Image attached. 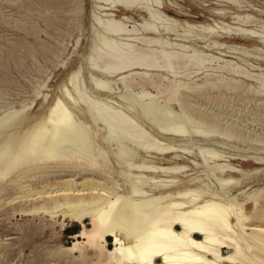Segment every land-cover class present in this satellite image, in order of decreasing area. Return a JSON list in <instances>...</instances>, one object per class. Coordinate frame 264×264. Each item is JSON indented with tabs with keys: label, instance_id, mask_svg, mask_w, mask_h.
Wrapping results in <instances>:
<instances>
[{
	"label": "bare ground",
	"instance_id": "6f19581e",
	"mask_svg": "<svg viewBox=\"0 0 264 264\" xmlns=\"http://www.w3.org/2000/svg\"><path fill=\"white\" fill-rule=\"evenodd\" d=\"M98 1L119 11L106 20L92 17L109 38L100 31L95 41L96 32L90 34L82 61L70 68L52 97L42 92L43 85L36 90L44 104L40 111L0 110V206L28 202L20 210L60 216L62 228L66 221L78 223L79 230L63 249L81 257L91 254L93 264H149L141 253L151 264H264V177L258 178L264 167L243 168L231 161L264 164V155L256 152L264 150L263 139L261 143L254 135L255 139L238 133L236 127L232 130V123V129L228 125L223 129L226 124L219 129L203 114H194L185 98L186 92L206 93L211 88L240 91L242 83L224 74L213 78L206 68L212 63H206L208 55L182 57L176 49L164 51L165 46L155 50L140 43L150 47L137 48L136 37L125 45L111 39L135 34L124 25L130 18H158L180 27L181 42L211 41L226 51L250 55L247 45L233 43L236 35L261 51L256 42L264 45L263 32L243 27L250 13L232 15L238 21L234 25L225 22L224 7L211 9L220 19L213 18V25L170 14V7L185 12L178 0H154V7L150 0ZM151 22L143 25L150 36L170 35L162 30L172 29L156 30L159 23L156 27ZM93 41L98 43L90 51ZM254 55L264 62V55ZM133 65L145 71L127 74ZM201 68L207 71L202 83L192 86L195 80L187 78ZM243 69L232 63L220 66V72L252 74ZM162 72L175 77L170 80ZM248 89L250 95L264 93V80L260 88ZM97 129L113 148L104 149L97 142ZM233 142H245L244 147ZM244 148L252 151L243 152ZM7 191L10 195L4 198Z\"/></svg>",
	"mask_w": 264,
	"mask_h": 264
},
{
	"label": "rangeland",
	"instance_id": "374dc122",
	"mask_svg": "<svg viewBox=\"0 0 264 264\" xmlns=\"http://www.w3.org/2000/svg\"><path fill=\"white\" fill-rule=\"evenodd\" d=\"M153 1L154 0H150L149 3L151 5L154 4L155 6V1ZM165 1L167 2L168 0ZM226 1L206 0L205 2H203L201 0H178V2L180 3L178 6L182 5L181 8L185 12H177L174 8L170 7V14L177 16L180 19L189 20L191 22H210L214 25L215 22L213 21V18H216L217 21H220V19L212 13L211 9L213 7H224L225 12L227 11L228 13L223 16V20L225 22H232V25H234L236 24L235 21H237V19L232 18V15H234L235 13H250L252 17L248 18V20L244 21V23L242 22L244 25L243 27H252L262 31L264 34V0H236L235 4L230 3V0ZM96 2H94L93 0H0V110L5 108L16 109L24 107V110L27 114L35 111H40L44 104H42L40 93L36 92V90L43 85L40 88L42 92H48V95L52 97L53 93L56 92L57 85L66 77L67 72L70 70V68L74 67L75 65L79 64L80 61H82L81 54L86 47L90 34L95 35L96 32L97 36H94L95 41L97 37L101 35V32L103 33L101 36L109 38V36H106L99 25L96 24L97 22L94 19L98 17L103 20L110 19L111 15H117L119 14V11L112 12V6H108V4L99 2L98 0ZM97 4L100 5L98 6ZM104 7H107L109 10L107 8L105 9ZM116 10H119V8H116ZM97 14L99 16H97ZM133 14L135 15V13ZM147 18L148 17H146V19ZM146 19L136 16L135 18L133 17L128 19V22H124L126 28L134 30L133 33H135V36L133 35L131 37L128 35V37L126 34H123L117 37H111V39H114L113 41L115 43L119 42L117 43L119 45L120 43L125 45L126 42L130 43L129 41H127V39L131 41L133 39L134 41L136 37V40L139 41H137L138 43H136V41L134 42L137 45V48L147 50V48H149L150 46L148 47L143 45L150 44L151 48L154 47L155 50H162V48L165 46L163 48L164 51L165 49H167L173 52L176 49L175 51L180 52V55H182V57H189L192 53H194V56L197 55L196 58H199V56L202 55L204 58L208 55L206 60L207 62H205L207 64L209 62L212 63H209L208 67L206 68L207 71L211 70V73H214L215 76L212 74L213 78L224 74L223 76H226L228 80H235V82L237 81L242 83L243 86L240 87V91L231 89L227 90V92L225 93L219 91V89L217 88H211V91H206L209 96L205 92H188L189 95L186 92L185 98L187 101V105L194 114H200V116L202 114L204 115L206 113L205 111H207L206 115H202V117L210 119V121H214V123L216 122V125L219 129H222L223 124H226L223 129L229 128L231 127L232 123V127H234L233 129L232 127L229 129H236V131H239L238 133H240L241 131V134L247 133L246 136L249 135V137H255L257 141L261 140V143L263 139L264 143V93L260 91L258 93L254 92V94L250 95L251 92L248 91V88H250V90H256L260 88V80H264V62L260 61V59H257L259 58L258 55H254L258 53L264 55V45L262 44V42L259 40L256 42V44H258V47L262 48L261 51L252 49L250 42H247L241 36L236 35L238 37L235 41H233V43H236L238 45H247V47L250 48V52L252 53L250 55H243L236 53L232 49H227L226 51L225 48L222 49L223 46H221L222 48H220V46L215 45V43L211 41H207V43L203 42L202 40H198L195 42L188 40L190 43L188 41L181 42L179 39L180 37L178 36V34H180V27L170 24V22L167 20L165 21V19ZM149 20L155 24L159 23L156 30L160 29L161 31L163 26H167L172 29L170 31L162 30L167 35H170H168L167 38H165L164 36H157L156 38L150 36L151 31L147 30L148 28H144L143 26L145 23H149ZM155 26L157 27V24ZM138 28L143 32H141V30H139ZM142 33L144 34L142 35ZM125 35L127 36V38ZM144 35L148 38H146ZM118 37L121 38L119 39ZM169 37L171 38V41ZM162 38H164V40ZM257 38H259L258 35ZM95 41H93L90 51H93L94 44L96 45L98 43ZM192 42L194 43V45ZM140 43H142L143 45H140ZM180 45H182L183 47H181ZM185 46H187V48ZM192 46H198L202 50H204L197 53L196 51H193ZM203 46L206 48H203ZM182 49L185 50L183 51ZM90 51L88 53L89 55ZM205 51L207 52L205 53ZM224 54L225 56H223ZM221 61L224 62L221 63ZM225 62L230 63V65L232 63L233 66H236L241 70L244 68L243 70L247 71L248 74L252 73L250 75L251 77H245L243 75H238L237 73L232 74L228 71L220 72V66L227 64ZM140 67L141 66L133 65L130 67L132 69H130L131 71H129V68L127 71H125L124 69V71L129 75H134L136 74V72L137 74L144 72V68ZM216 69H218L219 72ZM201 70H203V72ZM201 70H196V72L194 71V76L193 73H191L189 75L191 76L190 80L189 77L187 78L189 82L195 80L194 83H191L192 86H195V82L202 83L203 75L207 71L205 68H201ZM162 74H166V78L170 80L175 77L173 73H171V75L168 72H162ZM196 74L197 77H195ZM252 75H254L253 78ZM192 76L193 79H191ZM258 77L260 78L259 81L256 79ZM204 89L205 87H202L201 90ZM199 94L201 97L198 96ZM215 99H217V101ZM256 117L258 119H256ZM246 120L248 121V123ZM254 120L259 122L254 123ZM220 121L222 123H220ZM227 125L229 127H226ZM239 127L241 128V130ZM244 127L246 128L245 130ZM248 130L251 131V133H249ZM101 135L102 132L97 129V142H99L100 144H104V149L113 148L114 146L107 147V145L103 142ZM252 135H254V137ZM243 143L245 142H233V144L244 147ZM248 151H252V149H243V152ZM256 152L264 155V150L262 149H257ZM109 155L113 157V154L109 153ZM231 161L235 165L243 168L260 167L261 169L264 167V164L262 163L252 162L249 165L245 162H240L237 160ZM259 174L260 175H258V178H263L264 170H261ZM7 192L9 193H6L4 195V198L9 197L10 191ZM25 204H28V202L24 204L14 203L13 205L6 204L0 206V264H93L91 260L94 259V257H92L91 254L81 257L80 255H78V252L72 254L63 249L64 245H69L71 243L72 234L79 230L80 225L78 223L73 221H66L64 227L62 228L60 224V216L54 219L51 218L48 214L24 212L20 210V208ZM108 245L110 246V244Z\"/></svg>",
	"mask_w": 264,
	"mask_h": 264
},
{
	"label": "snow or ice",
	"instance_id": "6c2138e0",
	"mask_svg": "<svg viewBox=\"0 0 264 264\" xmlns=\"http://www.w3.org/2000/svg\"><path fill=\"white\" fill-rule=\"evenodd\" d=\"M154 254V253H153ZM141 259H148L149 260V264H151L150 262V257L145 255L144 253H141Z\"/></svg>",
	"mask_w": 264,
	"mask_h": 264
}]
</instances>
